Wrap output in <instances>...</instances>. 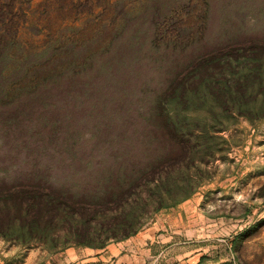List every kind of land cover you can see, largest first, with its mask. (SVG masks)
<instances>
[{"label":"trees","instance_id":"trees-1","mask_svg":"<svg viewBox=\"0 0 264 264\" xmlns=\"http://www.w3.org/2000/svg\"><path fill=\"white\" fill-rule=\"evenodd\" d=\"M71 1L36 49L0 17V238L51 253L137 236L264 120V0Z\"/></svg>","mask_w":264,"mask_h":264},{"label":"rangeland","instance_id":"rangeland-1","mask_svg":"<svg viewBox=\"0 0 264 264\" xmlns=\"http://www.w3.org/2000/svg\"><path fill=\"white\" fill-rule=\"evenodd\" d=\"M92 1L95 13L115 2ZM88 10H75L71 0H0V17L13 20L32 49L63 26L87 27ZM223 135L232 147L227 159L215 162L211 180L176 208L147 219L137 236L104 249L73 246L56 253L0 238V264H264V120L240 119Z\"/></svg>","mask_w":264,"mask_h":264}]
</instances>
